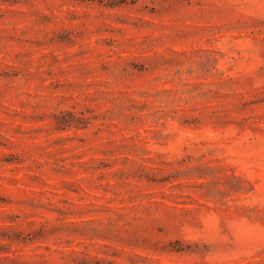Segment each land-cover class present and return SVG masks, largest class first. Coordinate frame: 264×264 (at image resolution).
Wrapping results in <instances>:
<instances>
[{
  "label": "rangeland",
  "instance_id": "obj_1",
  "mask_svg": "<svg viewBox=\"0 0 264 264\" xmlns=\"http://www.w3.org/2000/svg\"><path fill=\"white\" fill-rule=\"evenodd\" d=\"M0 264H264V0H0Z\"/></svg>",
  "mask_w": 264,
  "mask_h": 264
}]
</instances>
